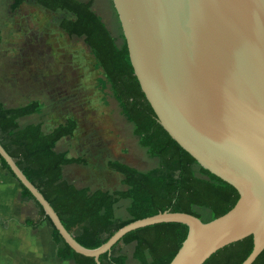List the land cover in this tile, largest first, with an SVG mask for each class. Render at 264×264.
Segmentation results:
<instances>
[{
    "label": "water",
    "instance_id": "1",
    "mask_svg": "<svg viewBox=\"0 0 264 264\" xmlns=\"http://www.w3.org/2000/svg\"><path fill=\"white\" fill-rule=\"evenodd\" d=\"M139 86L168 135L239 198L209 222L162 212L122 226L96 249L81 246L0 143L15 180L42 207L62 242L84 256L109 252L125 234L160 223L188 233L169 264H203L252 236L241 264L264 250V0H111Z\"/></svg>",
    "mask_w": 264,
    "mask_h": 264
},
{
    "label": "trees",
    "instance_id": "2",
    "mask_svg": "<svg viewBox=\"0 0 264 264\" xmlns=\"http://www.w3.org/2000/svg\"><path fill=\"white\" fill-rule=\"evenodd\" d=\"M28 0H13L17 9ZM40 7L53 12H66L58 26L69 37L81 38L92 51L107 81L118 108L132 125L133 135L147 154L157 160L156 169L141 172L119 161L108 167L123 177L124 190L113 192L76 187L64 178V168L83 163L56 151L57 143L71 137L76 122L68 119L49 132L41 124L21 126L18 120L39 108L36 100L20 107H5L0 101V143L27 179L39 190L59 216L64 228L84 248L96 249L118 229L133 221L162 212L186 213L209 222L229 211L237 202L236 189L200 166L162 128L145 98L130 63L125 40L118 47L101 19L92 11L91 0H35ZM0 164L13 178L9 167ZM19 184V183H18ZM20 198L31 200L37 218L25 219L33 229L47 220L52 239L62 243L56 251L57 262L97 264L93 257L76 253L66 243L32 195L19 184ZM126 200L127 218L115 215L116 204ZM188 227L181 223H160L125 234L109 252L99 256V264H127L128 246L138 264H169L181 247ZM253 249L252 236L215 252L203 264H241ZM252 264H264V250Z\"/></svg>",
    "mask_w": 264,
    "mask_h": 264
},
{
    "label": "rangeland",
    "instance_id": "3",
    "mask_svg": "<svg viewBox=\"0 0 264 264\" xmlns=\"http://www.w3.org/2000/svg\"><path fill=\"white\" fill-rule=\"evenodd\" d=\"M12 2L0 0V101L7 108L38 101L36 113L21 118V126L40 123L49 132L68 119L76 122L73 135L60 140L56 151L83 163L66 166L64 178L79 188L113 192L125 186L107 162L141 172L156 169L157 160L138 144L92 51L59 28L71 15L50 12L35 0L13 10ZM91 9L120 47L124 37L112 1L91 0ZM127 204H116V217L127 218ZM132 251V245L125 250L127 264H138Z\"/></svg>",
    "mask_w": 264,
    "mask_h": 264
},
{
    "label": "crops",
    "instance_id": "4",
    "mask_svg": "<svg viewBox=\"0 0 264 264\" xmlns=\"http://www.w3.org/2000/svg\"><path fill=\"white\" fill-rule=\"evenodd\" d=\"M20 192L18 182L0 164V264H72L55 260L62 243L53 241L47 220L35 229L25 224V219L37 218V208L31 200H22Z\"/></svg>",
    "mask_w": 264,
    "mask_h": 264
}]
</instances>
